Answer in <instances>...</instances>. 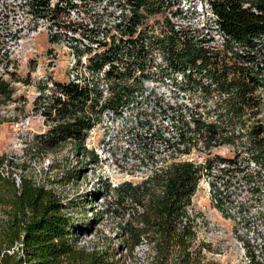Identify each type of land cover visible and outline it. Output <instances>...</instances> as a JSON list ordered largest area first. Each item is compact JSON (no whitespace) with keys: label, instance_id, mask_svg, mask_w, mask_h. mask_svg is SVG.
Returning a JSON list of instances; mask_svg holds the SVG:
<instances>
[{"label":"trees","instance_id":"obj_1","mask_svg":"<svg viewBox=\"0 0 264 264\" xmlns=\"http://www.w3.org/2000/svg\"><path fill=\"white\" fill-rule=\"evenodd\" d=\"M39 2L48 10L49 0ZM211 7L227 37L224 52L210 51L192 32L174 28L172 33L162 31L164 36L146 41L149 44L141 50L133 42L135 47L116 45L90 65L100 70L112 63L107 77L115 79V94L103 100L99 90L92 93L87 86L57 81L59 95L36 103L35 110L45 115L50 129L37 136L36 147L30 151L50 153L70 142L76 161L97 164V155L84 148L86 131L103 111L119 109L135 96L144 78L147 48L153 46L173 70L196 72L192 107H169V113H175L176 142L185 145L186 151L201 143L206 154L234 145L236 158L208 156L204 168L173 162L137 185L123 182L111 188L106 184V194L113 195L117 206L118 232L114 237L97 235L82 245L78 234L83 229L76 228L71 214L78 205L66 201L53 187L39 184L25 164L0 156V264H125L127 259L134 264H206L204 251L210 246L198 242L196 220L189 213L204 171L217 178L213 169L228 163L264 184L263 99L259 94L264 90V0H214ZM136 12L135 24L141 17ZM137 71L142 76L137 78ZM13 94L10 82L0 79V103L17 101ZM251 163L258 167L257 173L251 171ZM71 178L69 174L67 179ZM245 241L252 264H264V248L261 262ZM145 243L148 250L141 262L136 252Z\"/></svg>","mask_w":264,"mask_h":264},{"label":"built area","instance_id":"obj_2","mask_svg":"<svg viewBox=\"0 0 264 264\" xmlns=\"http://www.w3.org/2000/svg\"><path fill=\"white\" fill-rule=\"evenodd\" d=\"M67 1L73 2L71 6ZM142 1L151 7L145 3L137 4L139 0H49L46 10L39 0H0V79L14 87L13 98H19L15 95L19 94L20 88L26 92L24 100L19 98L11 102L32 105V111L21 121L25 128H29L33 120L45 128L48 125L45 115L35 107L37 102L59 95L56 82L63 83L57 79L63 62L61 52L68 57L66 83L87 86L92 93L99 90L105 100L115 94V79L107 77L112 63H106L100 70L91 69L90 65L92 59L110 52L116 45L125 47L133 42L141 50V46L149 44L146 41L164 36L162 31L172 33L174 28L192 32L196 40L210 51L220 53L226 50L227 37L211 9V1L214 0H199L201 4L203 2L202 16L194 10L199 16L192 18L202 19L198 26L175 23L174 19L182 18L180 10H171L175 4L180 8L183 2L187 4L191 0ZM195 6L193 8L196 9ZM136 11L141 17L135 24ZM44 38L50 45L48 50H45ZM147 49L144 78L135 96L119 109L103 111L100 120L86 131L84 141L85 150L94 152L100 162L111 159L118 174L129 173L132 182L139 179L137 184L173 162H189L199 168H204L207 163L201 143L186 151L185 145L176 142L178 135L175 118L172 119L175 113H169V107H192L194 91L191 86L196 72L173 70L159 49L153 46ZM31 63L36 65L34 72L27 71ZM24 71L26 79L20 77ZM121 72L125 74L126 68ZM135 76H142L141 71H137ZM35 133L28 131L25 135L35 142ZM222 149L230 155L227 158H236L234 145L221 146L214 151ZM250 166L256 165L251 163ZM213 172L217 178L204 171L198 188L206 183L212 204L223 216L233 219L236 232L246 230L244 236H239L244 249L247 251L246 239L253 246L258 261H263L264 232H251V226L254 220H259L264 226V189L248 176V171L237 172L236 165L220 164ZM253 210H256V215L251 217Z\"/></svg>","mask_w":264,"mask_h":264},{"label":"rangeland","instance_id":"obj_3","mask_svg":"<svg viewBox=\"0 0 264 264\" xmlns=\"http://www.w3.org/2000/svg\"><path fill=\"white\" fill-rule=\"evenodd\" d=\"M196 3L198 6H195ZM194 6L196 9L193 8ZM202 7L203 2L201 4L199 0H191L187 4L183 2L180 8L179 5L175 4L171 10H180L182 17L174 19L175 23L179 25L194 23L198 26L202 19L192 20V18L199 15L202 16L200 12ZM194 10L199 15H195ZM185 11H187L186 14L184 13ZM158 19H162V17ZM44 39L45 50H48L50 45L46 42V38ZM65 54V52L60 54L63 62L60 64L57 79L66 83L68 57ZM35 70L36 65L31 63L27 71L34 72ZM26 76V71H24L20 77L26 79ZM259 94L263 98V116L261 117L264 119V91H259ZM25 96L26 92L22 88H20L19 94L15 95L20 100H24ZM31 108V104H12L1 101L0 156H8L9 160L25 164L28 168L27 172L39 184L53 187L66 201H71L72 204L78 205L75 210H72L71 214L73 215L76 228L83 229V232L80 233L76 231V233H79L80 244H90L91 241L97 238V235L114 237L116 232H118L117 222L119 218H116L114 214L117 206L113 204V195L111 193L106 194V184L114 188L125 180L126 182L131 180L132 182L130 174L125 172L118 174L117 167H115L111 159L99 161L97 164L90 160L76 161L72 154L73 145L70 142L54 152L34 155L35 153H32L30 149L31 147H36V141L30 140L25 133L34 131L37 133L35 135H42L50 129V126L46 125L47 127L45 128L38 121L33 120L29 128H25L21 121L32 111ZM218 154L222 157L230 156L227 151L222 149L206 154V157ZM251 169L253 173L258 171L256 166ZM80 170H82L81 174ZM68 173L74 177L70 179L71 182L67 179ZM76 174L78 176H74ZM133 180L135 181L132 183L137 185L136 181L139 179ZM262 180L264 181V177ZM254 181L257 185L259 184L257 178ZM259 185L264 189V184L260 183ZM259 207L263 210L261 205ZM189 213L196 220L195 229H197L198 242L210 246V249L204 251L206 256L204 263L250 264L247 251L244 249L241 238H239V236H244L246 230L240 229V233L236 232L233 219L223 216L219 208L212 204V200L207 194L206 183H202L200 188H198L193 197V206L189 209ZM253 215H256V210H253L252 215L250 214L251 217ZM251 220H254V218ZM251 227V232L254 231L256 234L264 232V226L259 220H254ZM251 232L249 231V234ZM147 250V244L145 243L137 250L136 258L142 262L146 257ZM125 264H134V261L127 259Z\"/></svg>","mask_w":264,"mask_h":264}]
</instances>
